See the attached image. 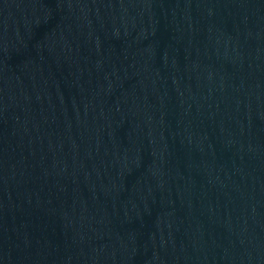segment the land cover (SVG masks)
<instances>
[{
  "label": "water",
  "instance_id": "obj_1",
  "mask_svg": "<svg viewBox=\"0 0 264 264\" xmlns=\"http://www.w3.org/2000/svg\"><path fill=\"white\" fill-rule=\"evenodd\" d=\"M0 264H264L167 0H0Z\"/></svg>",
  "mask_w": 264,
  "mask_h": 264
}]
</instances>
